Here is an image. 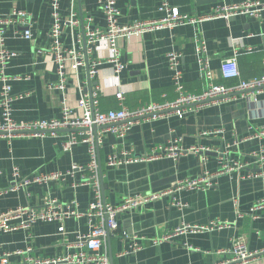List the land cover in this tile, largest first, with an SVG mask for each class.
Instances as JSON below:
<instances>
[{"label":"crops","instance_id":"obj_1","mask_svg":"<svg viewBox=\"0 0 264 264\" xmlns=\"http://www.w3.org/2000/svg\"><path fill=\"white\" fill-rule=\"evenodd\" d=\"M246 0H168L171 7L188 16L208 14L217 5L238 4ZM264 1V0H256ZM162 0H117L120 10L119 25L158 21ZM72 0L61 1V14L67 17ZM81 25L72 32L66 25L62 42L67 49H85V35L96 29L104 30L106 20L99 0H75ZM14 10L29 13L33 19V39L22 37V28L12 26L7 31L6 45L16 53L7 68L14 78V95H24L13 103V118L17 123L61 118L63 93L52 89L58 82L57 65L50 52L49 32L52 25L51 0H0V13ZM82 40V42L79 40ZM204 40L210 57V70L216 85L234 86L237 80L221 76L223 61L237 50L239 69L243 80L258 78L264 73V13L256 19L247 15L230 20L216 19L200 25H181L132 36L120 42L125 70L114 77L112 65L104 61L98 76L91 79L87 66L75 69L67 62L68 86L65 91L73 118L83 116L79 86L99 97L103 112L120 110L116 94L124 93L123 105L128 109L177 98L168 54L180 53L183 84L189 93L201 94L206 81L201 72L197 45ZM110 57L107 44L96 47L91 60ZM1 92V83H0ZM2 111L0 109V121ZM264 129V92L256 98L238 95L199 110L190 109L180 118L166 115L132 127L124 139L110 132L102 134L99 163L105 200L119 205L135 195L163 194L173 189L181 179H195L205 171L214 173L220 168L221 158L248 163L251 155L264 152V137L257 138ZM71 131L59 132L57 137L5 138L0 137V213L18 207L41 208L48 201L62 205L76 202L78 210L86 212L94 199L86 170L90 163L88 146L78 144L69 151L62 144ZM178 141L179 149L207 148L211 153L187 152L177 159L162 158L148 163L137 162L109 167L108 159L123 152L142 157L159 146ZM85 170L67 176L65 180L48 184H31L17 188L26 179L52 173H67L74 166ZM14 169L19 176L15 179ZM246 171H235L222 176L217 186L208 191H183L176 198L186 205L183 211L173 206L171 196L123 213L119 229L110 237L107 252L111 264H218L232 258L233 242L244 239L250 251L258 257L243 264H264V211L253 212L264 199L261 178H243ZM258 215V218H254ZM213 221L229 225L213 232L174 235L181 224L205 226ZM64 231H60L61 228ZM88 232V221L69 219L64 223H37L30 229L13 232L0 231V255L11 254L12 264H21L23 251L37 260L68 257L78 252V236ZM135 234L141 239L142 249L135 254L130 250ZM165 237H169L165 239ZM161 240L155 243V240ZM164 239V240H163ZM227 251L226 254H219ZM89 255L92 253L87 251Z\"/></svg>","mask_w":264,"mask_h":264},{"label":"built area","instance_id":"obj_2","mask_svg":"<svg viewBox=\"0 0 264 264\" xmlns=\"http://www.w3.org/2000/svg\"><path fill=\"white\" fill-rule=\"evenodd\" d=\"M61 1L51 0L52 7V25L49 32L51 41L50 52L54 55L57 65L58 82L52 89L63 93L61 118L53 120H37L26 123H17L13 118V103L23 99L24 95H14L12 82L15 80L6 73L9 62L16 56V53L9 51L6 45L7 31L15 26L22 28V37L26 40L33 39V19L25 11L14 10L8 15L0 13V109L2 111V120L0 121V137L5 138H25V137H46L52 135L57 137L59 132L71 131L69 139L62 144L64 151L71 150L78 144H86L90 156V163L86 168L90 172L89 180L83 185L91 187L94 199L86 212L78 210L76 202L62 205L57 201H48L41 208L18 207L6 212L0 213V231L9 233L20 229H30L37 223H64L69 219L81 220L86 218L88 221V232L78 236V252L68 256L56 259L37 260L23 251L17 254L24 257L21 264H111L108 255V239L115 235L119 229L118 219L123 213H129L138 209L147 203L158 200L164 196H171L173 206L180 211L186 208V205L178 201L176 196L183 191H208L217 186V181L222 176H230L235 171H248L243 178H261L264 187V152L251 155L252 161L241 163L221 158L220 168L217 172L211 173L205 171L195 179L178 180L173 189L163 194L153 195H135L125 198L119 205H112L105 200L103 181L99 163V146L102 142V134L110 132L118 139H124L128 131L135 125L145 121L156 120L166 115H176L183 118L190 109L199 110L203 107L213 105L219 102L231 100L238 95H247L256 98L257 95L264 92V73L258 78L252 80H243L239 69L237 50L234 55L223 61L221 65V76L225 80H237L238 84L234 86L216 85L213 83L210 70V57L208 48L204 40L200 39L197 45V53L201 72L206 81V88L201 94L187 92L183 84L182 55L177 52L168 54L169 67L173 73L172 78L175 85L177 98L174 101H165L163 103L152 102L138 109H128L123 105L125 100L122 91L116 94L121 102L120 110H110L103 112L99 109V97L95 92H88V89L79 86L81 93L80 104L83 108L81 118H73L72 110L68 106L65 91L68 86L67 62L71 60L76 70L87 66L88 74L91 79L98 76L99 68L104 65V61L112 65L114 77L118 78L125 70L126 64L122 60L120 42L123 39H129L132 36H141L144 33L158 31L162 29H172L181 25H200L206 21L225 19L230 20L237 16L247 15L259 19L264 13V1L246 0L238 4L217 5L211 9L208 14L200 16H188L182 14L178 8L171 7L168 0H162L159 10L164 12L165 16L158 21L137 22L130 26H120V10L117 7V0H99L103 11L106 28L90 31L85 35L86 46L84 51L76 47L67 49L62 42L64 27L68 25L72 32L81 25V20L75 0H72L69 15L63 17L61 14ZM82 42L80 39L79 42ZM101 44H107L110 51V57L106 60L92 59L91 57ZM257 138L264 137V129L257 135ZM177 141H171L168 145L159 146L151 153L142 157H134L129 153L113 155L108 159L109 167H118L125 164L143 162L148 163L162 158L177 159L180 155L187 152H202V154L211 153L210 149H179ZM85 170L83 167L74 166L67 173H52L39 175L31 179H26L17 188L31 184H48L52 181L65 180L67 176H75L76 172ZM14 178L19 176L18 169H14ZM264 211V199L261 200L253 209V212ZM254 218H258L255 215ZM229 225L219 221H213L205 226H192L181 224L174 232V235L186 233L213 232L214 230H223ZM60 231H64L62 227ZM127 238L132 239L130 250L127 253L135 254L142 249L141 239L137 235L131 234ZM169 237H165L168 239ZM164 240V239H163ZM161 240H155L160 243ZM87 251L92 254L89 255ZM227 251H220L219 254H226ZM232 258L218 264H243L258 257L259 253L249 250L244 239H238L233 242ZM11 254L0 255V264H12L10 262Z\"/></svg>","mask_w":264,"mask_h":264},{"label":"water","instance_id":"obj_3","mask_svg":"<svg viewBox=\"0 0 264 264\" xmlns=\"http://www.w3.org/2000/svg\"><path fill=\"white\" fill-rule=\"evenodd\" d=\"M110 240V237H109V239H108V241Z\"/></svg>","mask_w":264,"mask_h":264}]
</instances>
